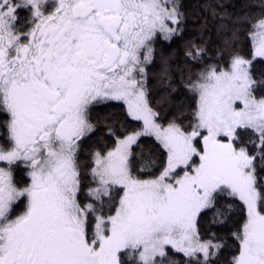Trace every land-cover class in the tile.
<instances>
[{"label": "snow or ice", "instance_id": "obj_1", "mask_svg": "<svg viewBox=\"0 0 264 264\" xmlns=\"http://www.w3.org/2000/svg\"><path fill=\"white\" fill-rule=\"evenodd\" d=\"M196 7L0 0V264H264V0Z\"/></svg>", "mask_w": 264, "mask_h": 264}, {"label": "trees", "instance_id": "obj_2", "mask_svg": "<svg viewBox=\"0 0 264 264\" xmlns=\"http://www.w3.org/2000/svg\"><path fill=\"white\" fill-rule=\"evenodd\" d=\"M207 2L210 4L222 2L226 5L227 10L233 14H238L242 11L248 10L247 9L248 0H207ZM184 3L186 6V11L189 15L188 26H187L188 28L187 34L189 36H195L196 32L198 31L196 24L193 23V18L196 16L207 17L210 28L214 29L217 21H214L208 12H205L200 8L196 7L198 3H204V0H184ZM198 22L199 21H197V23ZM239 48L242 54L246 56L249 54L250 47H249V42L246 38L241 39ZM227 54H228L227 52L224 53L225 56H227ZM253 70L257 75L264 73V62L256 61Z\"/></svg>", "mask_w": 264, "mask_h": 264}]
</instances>
